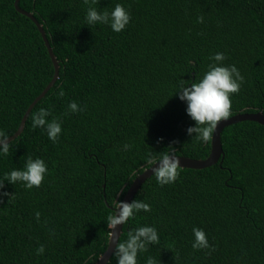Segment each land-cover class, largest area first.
<instances>
[{"label": "trees", "instance_id": "1", "mask_svg": "<svg viewBox=\"0 0 264 264\" xmlns=\"http://www.w3.org/2000/svg\"><path fill=\"white\" fill-rule=\"evenodd\" d=\"M16 0H0V128H19L55 66L36 22ZM122 3L132 19L117 33L87 25L84 0H20L43 25L60 65L59 78L34 106L23 132L0 155V180L43 158L49 173L29 190L4 182L14 198L0 202V264H96L109 245L107 217L134 179L168 152L204 159L212 137L187 134L194 121L175 92L198 81L216 52L245 80L233 94L231 115L264 113V0H98L109 11ZM203 16L202 23L197 17ZM63 88L65 95L57 92ZM77 102L82 112L72 113ZM41 107L62 120L53 143L31 116ZM224 156L202 169L180 167L161 186L154 174L133 200L147 202L123 226L154 225L159 243L138 264H264V125L252 120L224 128ZM131 146L130 150L123 148ZM40 213L39 220L35 213ZM202 227L212 250H195L192 227ZM45 252L36 254L39 245ZM107 264H116L113 253Z\"/></svg>", "mask_w": 264, "mask_h": 264}, {"label": "clouds", "instance_id": "2", "mask_svg": "<svg viewBox=\"0 0 264 264\" xmlns=\"http://www.w3.org/2000/svg\"><path fill=\"white\" fill-rule=\"evenodd\" d=\"M84 3L89 4L85 14V21L89 26L107 25L112 31L119 33L126 29L132 19L130 9L122 3H116L110 11L106 8L95 7L98 0H84ZM203 20V16L197 17V22L202 23ZM208 59L211 62L207 65V70L202 77L191 84L180 83L178 91L175 92V95L186 103V113L195 122L194 125L187 128V134L202 143L212 137L220 121L229 118L232 108L231 97L240 91L245 80L236 65L225 63L227 59L225 53L216 52ZM57 95L59 97L65 95L63 88L57 92ZM68 109L72 113L84 110L75 101L68 104ZM50 116V110L41 107L31 116L32 127L43 129L49 140L55 143L62 133V120L55 117L49 119ZM10 137L4 129L0 128V155L8 154ZM123 148L130 150L131 146L124 144ZM145 159L150 163L155 160V167L152 169L159 185H169L178 179L180 160L174 154L165 152L158 157L149 154ZM48 173V164L43 158L29 156L22 169L13 168L4 173V179L0 180V190L4 189L5 181L12 185L19 182L22 187L29 190L33 187L38 188ZM5 196L14 198L12 192L0 191V202ZM150 210L151 206L147 202L136 199L131 202L120 200L119 205L107 217V228L114 232L118 225L126 224L136 213ZM35 216L39 220L40 213L36 212ZM192 234L191 246L193 249L212 250L213 246L209 243L208 235L202 227L193 226ZM158 243L159 232L154 225L138 226L128 232L127 238L123 242L117 243L114 252L116 264H138V255L146 252L150 245ZM44 252V245H39L36 254L42 255ZM146 264H156V261L150 256L147 258Z\"/></svg>", "mask_w": 264, "mask_h": 264}, {"label": "water", "instance_id": "3", "mask_svg": "<svg viewBox=\"0 0 264 264\" xmlns=\"http://www.w3.org/2000/svg\"><path fill=\"white\" fill-rule=\"evenodd\" d=\"M19 1L20 0L15 1L16 8L20 12H22L23 14H26L27 16L32 18L36 22L40 32L42 33V36L44 38V41L46 43V46L49 50V53L51 55L52 61H53L54 66H55V74H54V77L51 80V82L44 89V91H42V93L31 103V105L27 109L18 130L13 135H11V137H10L11 141L14 140L16 137H18L23 132L30 112L32 111L34 106L47 94V92L55 84V82L59 78V74H60L59 61H58L57 57L55 56L54 51H53V49L49 43V40L46 36V32L44 30L43 25L35 18L33 13L20 8ZM246 120L257 121V122L264 125V113L262 111L237 113V114H234L232 116H229V118L227 120L220 121L218 123V127H217L216 131L212 135V141H211L212 146H211V153L209 154V156L204 158V159H197V158L187 157L184 155H175L180 160V167L192 168V169H202V168L210 167V166L216 164L217 162H219V160L221 159V157L224 156V153H225L224 148H223V142H222V133H223L224 128L229 126V125H232V124H235V123H238L241 121H246ZM154 165H155V163L153 165H151L149 168H147L145 171L140 173L134 179L132 185L130 186V188L128 189L127 193L125 194V196L123 198L124 201H128V202L132 201L133 197L135 196V194L139 190V188L142 186V184L150 176H152L154 174L153 169H152L153 167H155ZM123 226L124 225H118L117 228L114 230V232L112 230L111 235H110V239H109V245H108L106 251L103 253V255L100 257L99 261L96 264H107L110 261L113 253L115 252L116 245L119 242V239L122 235Z\"/></svg>", "mask_w": 264, "mask_h": 264}]
</instances>
